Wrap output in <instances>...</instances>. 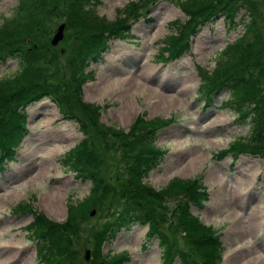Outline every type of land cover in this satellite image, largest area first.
Wrapping results in <instances>:
<instances>
[{
    "label": "rangeland",
    "instance_id": "obj_1",
    "mask_svg": "<svg viewBox=\"0 0 264 264\" xmlns=\"http://www.w3.org/2000/svg\"><path fill=\"white\" fill-rule=\"evenodd\" d=\"M44 1L46 4L51 0ZM128 1L98 0L93 12L105 21L114 20ZM176 1L147 0L138 11L129 13L124 21L129 28V38L110 40L101 60L88 65L87 70L92 73L83 76V82L72 81L77 65L74 64V71L67 68L72 67L71 54L81 41L71 38L74 32L68 20H64L67 16L55 10L43 32L35 37L51 63L44 66L39 62L41 75L44 81L52 83L68 81L62 92L66 100L75 98L77 103L90 102L101 107L97 112L100 126L115 125L113 128L126 131L135 117L168 119L169 122L155 130L154 143L164 154L157 167L142 179L143 184L158 190L172 179L196 178L205 187L207 198L202 210L189 205V211L209 227L211 234L219 235L222 249L217 264H264L263 161L255 155L215 154L234 137L245 135L248 128L237 121L231 109L220 104L227 97L225 92H220L208 105L196 96L199 83L196 68H213L216 53L226 41L242 33L248 15L243 16L241 10L240 20L231 29L221 17H215L196 29L183 56L168 60L164 51L161 56L157 54L161 40L174 31L172 20L182 22L186 18ZM16 3V0H0V17L8 16ZM253 9L252 18L258 21L257 26L264 34V0H254ZM58 22L64 25L62 36L52 45L49 39ZM24 45L22 42L19 47L25 50ZM60 47L63 52H59ZM17 65L13 58L0 64V78L12 74ZM60 65L65 72L64 79L60 78ZM53 76H57L54 82ZM116 77L121 78L116 80ZM35 79L37 76H30V80ZM24 111L29 131L13 161L5 163L0 171V264H41L35 253L36 237L28 235L29 224L37 214L46 223H56L57 229L65 228L73 235L67 248L68 258L65 257L72 261L70 264H160L162 248L160 250L155 239L145 240L143 226L117 232L106 229L107 236L99 238L104 224L113 221V216L107 219L109 212L120 211L119 198L109 199L110 203L107 198H101L90 209L94 214L86 208L81 216L74 215V222L64 219L66 207L81 202L89 187L88 181H81L73 171H66L68 168L60 160L63 153L79 141L81 133L74 121L57 113L56 104L48 97L28 104ZM112 140L116 141V149H120L119 140L115 137ZM99 143L96 151L103 160L100 170L102 173L107 167L102 176L107 177L106 183L112 186L115 180L112 182L109 177L114 173L118 181L125 178L123 160L117 153H111L113 142L109 138ZM184 168L187 170L181 172ZM50 190L58 193L59 209L51 210L42 202L44 194ZM183 195L182 200L187 198L186 193ZM171 203L172 208L176 207L174 199ZM63 223L65 226L60 227ZM165 233L180 246L175 234ZM86 247L89 257L83 260ZM56 264L62 261L58 259Z\"/></svg>",
    "mask_w": 264,
    "mask_h": 264
},
{
    "label": "trees",
    "instance_id": "obj_2",
    "mask_svg": "<svg viewBox=\"0 0 264 264\" xmlns=\"http://www.w3.org/2000/svg\"><path fill=\"white\" fill-rule=\"evenodd\" d=\"M144 1L147 0H129L118 10L114 20L107 21L93 12L98 0H51L46 4L44 0H16L8 16L0 17V64L12 57L18 63L12 74L0 78V163L12 157L22 135L26 133V105L49 95L57 104L59 113L74 119L83 135L70 151L63 154L65 164L75 171L76 176L90 181L86 197L76 205L67 206L66 221L74 222V215L81 216L86 208L90 211L101 198H107V203H110L109 199L119 198L120 211L116 209L109 212L107 219L113 216V221L104 224L99 238L107 236L106 229L116 231L118 227H127L129 223L149 222L147 234H156L161 239L163 264H170L174 257L178 264H217L220 260L218 253L222 249L218 235L211 234L209 227L189 212L191 204L202 207L207 197L203 184L196 179H172L166 187L154 190L142 182L147 172L157 165L161 155L154 143V131L169 122L168 119L155 117L143 120L135 117L126 131L113 126H100L97 122L98 105L77 103L75 98L68 99L70 96L66 100L62 92L69 84L68 81L54 82L57 76L52 77L55 78L52 79L54 83L44 81L42 67L38 65L39 62L44 66L51 64L35 37L38 32H43L49 22L48 18L56 13L55 10L67 16L62 17L68 20V26L74 32L71 38H79L81 41L76 46V52L71 54L72 67L66 66L69 71H74V64L77 65L78 70L77 73L74 71L72 81L83 82L82 77L92 73L84 70L88 62L99 60L110 38L127 35L128 27L124 25V17L126 19L130 16L128 14L133 10L138 11ZM178 2L186 19L182 22L173 21L174 31L163 39L162 50H166L170 56H178L188 48L189 39L197 26L220 15L229 24L235 25L237 13L242 10L245 16L248 15L243 32L216 53L213 68H199L201 81L197 87L199 96L206 102L220 90H227L228 99L223 105L231 107L244 120L248 119L249 123L246 137L233 140L229 149H237L239 152L245 150L264 159V34L257 26L258 21L252 18L255 14L254 0ZM54 23L55 20L50 26ZM22 42L25 50L19 47ZM60 72V78L64 79L65 72L61 65ZM32 75L37 76L38 81L30 80ZM114 137L119 140L120 149H116V141L112 140ZM107 138L113 142L111 153H117L123 160L121 165L125 175L121 181L117 177H109L112 182L115 180L112 186L106 183L107 177L102 176L107 167L101 173L103 160L96 151L100 147L99 141ZM184 193L187 198L182 200ZM173 199L176 204L174 208L171 207ZM59 226L63 227L65 223ZM29 227L37 238L36 251L41 264H56L58 259L62 264H70L71 260L66 259L67 248L73 235H69L65 228L57 229L56 223H46L39 214ZM165 231L175 234L180 246L175 245V240L168 239Z\"/></svg>",
    "mask_w": 264,
    "mask_h": 264
},
{
    "label": "bare ground",
    "instance_id": "obj_3",
    "mask_svg": "<svg viewBox=\"0 0 264 264\" xmlns=\"http://www.w3.org/2000/svg\"><path fill=\"white\" fill-rule=\"evenodd\" d=\"M118 74H121V73H118ZM119 78H121V77H116L115 79L119 80ZM171 104H173V103H171ZM186 170L187 169L184 168V169H182L181 172H185ZM39 175H41V172L39 173ZM42 202H46V204L49 206L50 209L55 208V207H57L59 209V207H58L59 206L58 193L54 190H50L48 193L44 194ZM56 211L58 212V210H56Z\"/></svg>",
    "mask_w": 264,
    "mask_h": 264
},
{
    "label": "water",
    "instance_id": "obj_4",
    "mask_svg": "<svg viewBox=\"0 0 264 264\" xmlns=\"http://www.w3.org/2000/svg\"><path fill=\"white\" fill-rule=\"evenodd\" d=\"M63 23H59L58 25H56V27H55V31H54V33H53V35L51 36V38L49 39L50 40V43L53 45L54 43H56V42H58V40L61 38V36H62V31H63ZM59 50L61 51V52H63V49H62V47H60L59 48ZM83 258L86 260L87 258H88V251H87V249H85L84 251H83Z\"/></svg>",
    "mask_w": 264,
    "mask_h": 264
}]
</instances>
